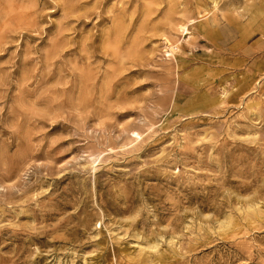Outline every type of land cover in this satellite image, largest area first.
<instances>
[{
	"label": "rangeland",
	"instance_id": "374dc122",
	"mask_svg": "<svg viewBox=\"0 0 264 264\" xmlns=\"http://www.w3.org/2000/svg\"><path fill=\"white\" fill-rule=\"evenodd\" d=\"M0 264H264V0H0Z\"/></svg>",
	"mask_w": 264,
	"mask_h": 264
}]
</instances>
